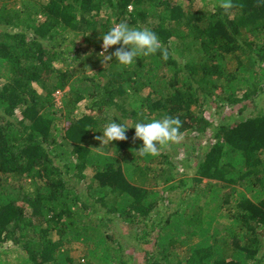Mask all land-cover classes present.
I'll use <instances>...</instances> for the list:
<instances>
[{
	"label": "trees",
	"instance_id": "trees-1",
	"mask_svg": "<svg viewBox=\"0 0 264 264\" xmlns=\"http://www.w3.org/2000/svg\"><path fill=\"white\" fill-rule=\"evenodd\" d=\"M220 3L0 0V264L12 251L17 264H136L117 223L141 264H264V108L217 127L205 117L264 93V0ZM121 21L155 31L168 59L105 64L102 34ZM165 115L184 138L213 131L191 180L173 144L140 157L134 128L97 139L108 118Z\"/></svg>",
	"mask_w": 264,
	"mask_h": 264
},
{
	"label": "clouds",
	"instance_id": "clouds-1",
	"mask_svg": "<svg viewBox=\"0 0 264 264\" xmlns=\"http://www.w3.org/2000/svg\"><path fill=\"white\" fill-rule=\"evenodd\" d=\"M225 12L231 7V0H221L219 5ZM103 51L100 55L105 64L115 57L118 66H131L137 63V58L148 57L160 52L162 58L167 60V49H161L159 36L150 29L131 26L127 21H121L110 27L102 34ZM120 45L111 55H105L112 46ZM134 128L135 139L141 140L142 146L135 153L140 157H156L162 149L170 144L179 143L184 139L181 131L182 122L178 117L165 115L150 122L138 120L131 127L118 119L108 118L103 125L102 136L97 137L103 145L113 141H125L127 130Z\"/></svg>",
	"mask_w": 264,
	"mask_h": 264
},
{
	"label": "rangeland",
	"instance_id": "rangeland-1",
	"mask_svg": "<svg viewBox=\"0 0 264 264\" xmlns=\"http://www.w3.org/2000/svg\"><path fill=\"white\" fill-rule=\"evenodd\" d=\"M197 6L200 7V3L197 1ZM61 98L62 95H57V102L58 106L61 105ZM224 104V103H222ZM248 106L247 111L244 112V114L240 115V110L244 106ZM264 108V93L259 94L258 96H254L252 100L246 101L242 104H238L234 107L232 106H221L212 104V107L207 109V112L205 113L206 119L210 122V124H213V127H217L222 122H235L236 120L244 119V117H248L251 113L258 112L260 109ZM213 143V131L210 129L207 131L206 134L202 135H187L181 142L174 143L172 146H169L168 149L170 150V154L173 155V158L181 162L183 164L185 171H187V177L189 180H191V175L194 168H197V164L200 162V160L203 157L204 152L206 151L207 145ZM108 146V145H103ZM109 153H111V150H109ZM178 172V178L177 183L180 179L184 178L185 176L182 174V171ZM186 173V172H185ZM203 184H207V180H204ZM164 188L159 187V190L162 191ZM186 193L185 189H177L173 191H167V195L171 198V201L174 203L171 211H174L176 209V205H178L179 202L184 198V194ZM163 211V209H160ZM113 233L116 237L124 241L125 247L127 249V255L134 256L136 264H141L144 258V251L142 249H139L137 245L134 243V232L132 229H130L128 226L117 223L115 224V227L113 229ZM12 247L15 250L16 247L12 244L5 245V247ZM149 248V247H147ZM77 257L83 256V253L81 250L77 251L76 253ZM16 254L12 251L11 255L6 257L7 261L10 264H17L15 258ZM5 259V258H4Z\"/></svg>",
	"mask_w": 264,
	"mask_h": 264
}]
</instances>
